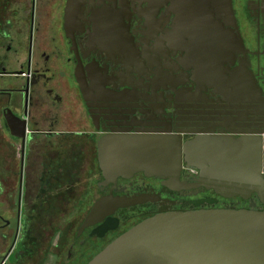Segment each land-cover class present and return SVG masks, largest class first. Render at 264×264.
Masks as SVG:
<instances>
[{
    "label": "flooded vegetation",
    "instance_id": "flooded-vegetation-1",
    "mask_svg": "<svg viewBox=\"0 0 264 264\" xmlns=\"http://www.w3.org/2000/svg\"><path fill=\"white\" fill-rule=\"evenodd\" d=\"M67 1L0 0V264H26L28 246L41 250L43 220L53 226L42 217V199L66 197L75 168L94 162L96 200L110 194L141 199L117 209L111 217L118 226L103 237L91 235L98 225L78 235L82 219L73 244L88 230L86 242L98 252L162 212L250 209L251 200L263 211L257 195L226 198L229 192L198 181V170L185 163L179 184L138 173L119 178L112 189L99 169L97 142L123 129L179 132L183 143L209 131L251 130L263 138L264 0H230L233 18L221 21L222 30L211 22L204 31L187 24L183 0H75L66 21ZM203 199L215 203L192 204ZM55 247L60 255L64 244Z\"/></svg>",
    "mask_w": 264,
    "mask_h": 264
},
{
    "label": "water",
    "instance_id": "water-1",
    "mask_svg": "<svg viewBox=\"0 0 264 264\" xmlns=\"http://www.w3.org/2000/svg\"><path fill=\"white\" fill-rule=\"evenodd\" d=\"M183 3L184 19L187 24L189 21L195 24L194 30L196 27L204 31L211 22L215 29L222 30L221 21L233 18L230 0H183ZM74 5L75 0L67 1L66 21ZM219 64H223L220 59ZM76 78L87 100L82 81L77 75ZM237 97L235 102H239ZM258 101L259 98L248 102ZM251 114L253 121L260 119L256 117L259 112ZM129 131L123 129L119 134L105 135L97 142L99 169L112 189L119 178L130 179L138 173L146 178L166 180L170 185L179 184L185 163L187 168L198 170V181L210 182L215 190L229 192L226 198L240 195L248 199L254 194L264 203L261 132L230 131L218 136L209 131L183 143L179 132L162 135L143 134L141 129ZM140 201L112 194L99 198L83 219L78 235L98 225L91 235L103 237L118 226V219L111 217L117 209ZM214 203L212 199H203L192 204L198 207ZM254 207L251 200L250 209L215 208L156 214L120 234L86 264H264V210H254Z\"/></svg>",
    "mask_w": 264,
    "mask_h": 264
},
{
    "label": "rangeland",
    "instance_id": "rangeland-1",
    "mask_svg": "<svg viewBox=\"0 0 264 264\" xmlns=\"http://www.w3.org/2000/svg\"><path fill=\"white\" fill-rule=\"evenodd\" d=\"M72 143H74L72 147L79 149V144L81 143L80 140L74 139ZM62 148V145L59 146L57 152H60L61 154V152H63ZM60 160H66V158L63 156ZM81 164L82 163H80V165ZM90 165L91 164L75 168L73 177L69 179V183H66V197H62L61 195H59V197L56 196L58 198L54 199V204L56 205H54L53 208H51L46 202H42V217L45 219L47 216H50L49 220L52 217V220L50 221L53 223L52 228L54 227L52 229L50 225L43 224L42 228L45 230L44 235H46V233H53L54 229L55 231L51 240L45 241L46 237L43 235V241L40 246L41 250H37V253L34 251L30 252L29 246L26 248V252L23 254L26 257V264H83L86 257L84 260H79V256H81V254H84L85 256L91 254V247L86 242L88 239V230L84 232L83 238H80L75 245L73 244L79 223L85 217L88 210L98 197L95 182L98 179L99 171L95 162L92 163V166ZM82 168H84L83 173L80 172ZM59 184L61 185L62 182ZM116 234L117 233L110 235L108 239H104V242L108 243L111 240L110 238H114ZM57 243L58 245L64 244L60 255L56 253L57 250L55 245ZM88 247H90V253L88 252ZM30 256L32 259L28 260Z\"/></svg>",
    "mask_w": 264,
    "mask_h": 264
},
{
    "label": "trees",
    "instance_id": "trees-1",
    "mask_svg": "<svg viewBox=\"0 0 264 264\" xmlns=\"http://www.w3.org/2000/svg\"><path fill=\"white\" fill-rule=\"evenodd\" d=\"M73 180V179H72ZM70 182V181H69ZM69 182H66V183H69ZM65 183V184H66ZM60 185V184H59ZM61 186V185H60ZM54 199H56V197H48V196H44V198L42 199V202H46L48 205H50V207L51 208H53V206L54 205H56V204H54ZM64 199V198H63ZM45 215V214H44ZM47 218H50V216H47ZM44 222H43V224H45L46 222H45V220H43ZM50 220L49 219H47V222H49ZM49 223H51V222H49ZM55 230V229H54ZM89 246L91 247V250H92V252H91V254H89L87 257H86V259L87 260H85L84 262H83V264H86L97 252H98V250H99V248H98V246L97 245H95V244H92V242L90 241V244H89Z\"/></svg>",
    "mask_w": 264,
    "mask_h": 264
}]
</instances>
